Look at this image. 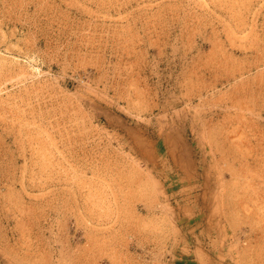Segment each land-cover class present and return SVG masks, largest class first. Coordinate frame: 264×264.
<instances>
[{
	"label": "rangeland",
	"instance_id": "1",
	"mask_svg": "<svg viewBox=\"0 0 264 264\" xmlns=\"http://www.w3.org/2000/svg\"><path fill=\"white\" fill-rule=\"evenodd\" d=\"M0 264H264V0H0Z\"/></svg>",
	"mask_w": 264,
	"mask_h": 264
}]
</instances>
